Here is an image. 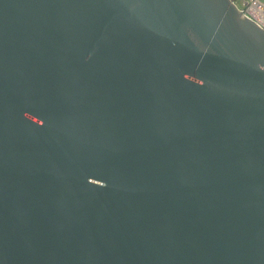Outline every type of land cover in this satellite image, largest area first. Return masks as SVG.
I'll list each match as a JSON object with an SVG mask.
<instances>
[{
    "label": "water",
    "instance_id": "water-1",
    "mask_svg": "<svg viewBox=\"0 0 264 264\" xmlns=\"http://www.w3.org/2000/svg\"><path fill=\"white\" fill-rule=\"evenodd\" d=\"M0 264H264V31L231 0H0Z\"/></svg>",
    "mask_w": 264,
    "mask_h": 264
},
{
    "label": "built area",
    "instance_id": "built-area-1",
    "mask_svg": "<svg viewBox=\"0 0 264 264\" xmlns=\"http://www.w3.org/2000/svg\"><path fill=\"white\" fill-rule=\"evenodd\" d=\"M246 20L264 31V0H231Z\"/></svg>",
    "mask_w": 264,
    "mask_h": 264
}]
</instances>
